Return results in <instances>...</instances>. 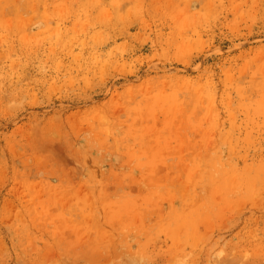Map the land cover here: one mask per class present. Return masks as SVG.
<instances>
[{
	"label": "rangeland",
	"instance_id": "obj_1",
	"mask_svg": "<svg viewBox=\"0 0 264 264\" xmlns=\"http://www.w3.org/2000/svg\"><path fill=\"white\" fill-rule=\"evenodd\" d=\"M0 264H264V0H0Z\"/></svg>",
	"mask_w": 264,
	"mask_h": 264
}]
</instances>
